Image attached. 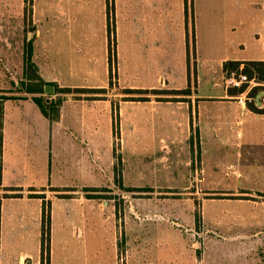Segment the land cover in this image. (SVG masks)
Returning a JSON list of instances; mask_svg holds the SVG:
<instances>
[{
    "label": "crops",
    "instance_id": "obj_1",
    "mask_svg": "<svg viewBox=\"0 0 264 264\" xmlns=\"http://www.w3.org/2000/svg\"><path fill=\"white\" fill-rule=\"evenodd\" d=\"M162 1L169 5L164 8L159 5ZM190 1L194 0H33L32 62L39 76L58 88L106 92H54L51 97H61V101L59 118L53 122L29 97L3 101L0 264H43V215L49 208L50 232L52 210L59 202H71L72 213L85 229L84 245L89 240L94 247L103 243L94 237L99 232L94 226V192L83 187L99 183L95 165L112 159L111 104L107 98L111 79L122 90L152 91L159 85L166 90H190L181 95H146V105L151 106L146 132L138 117L141 110L125 117L122 107L120 153L123 159L127 154L133 157L134 165H140L143 141L150 143L152 156L153 150L158 151L153 148L157 145L154 138L168 140L171 156L176 159L175 170L183 182L173 186L182 195L197 198L203 228L216 235L208 242L214 253L210 264H264L261 257L255 259L252 254L263 243L259 234L264 230V112L238 104L240 93L225 86L223 72V64L228 61H264V0H224L220 13L209 12L201 19L209 34L223 36L220 45L215 42L214 55L198 61L188 47L181 69L175 70L172 61L168 69L174 9L182 19ZM107 5L112 7L110 29L115 36L114 77L109 66ZM164 17L170 25H163ZM179 29L188 39L187 19ZM192 41L194 47L193 32ZM176 80H181V87ZM261 92L255 95L254 103L264 109L263 96L261 105H257ZM91 97L101 99L88 100ZM173 99L179 104L174 105ZM149 131L155 137L142 140V132ZM127 136L133 142L128 152ZM140 186L133 183V187ZM5 222L12 229L7 244L32 243L33 252L4 253L1 234ZM19 228L26 236L18 234ZM90 228L93 231L89 236ZM108 253L116 259L115 254Z\"/></svg>",
    "mask_w": 264,
    "mask_h": 264
},
{
    "label": "rangeland",
    "instance_id": "obj_2",
    "mask_svg": "<svg viewBox=\"0 0 264 264\" xmlns=\"http://www.w3.org/2000/svg\"><path fill=\"white\" fill-rule=\"evenodd\" d=\"M191 2L188 13L183 14L182 19L179 18L178 9H174L172 55L166 58L169 61L168 69L170 61L174 63L175 70L181 69L182 64L186 63L184 55L188 47L191 56L196 55L199 61V58L204 60L212 57L215 42L219 41V45L222 42L223 36L215 35L214 37L209 34L207 24L201 19L209 12L220 13L218 11L222 10L224 0ZM32 4L33 0H26V2L0 0V99L1 96H25L23 93L9 91H13L15 84L23 80L24 49L27 41L32 38L31 30L34 28L32 14L30 16L28 12ZM160 4L165 8L169 2L162 1L159 2ZM177 4L175 1V6ZM184 19L188 20L189 25L188 39L179 31ZM162 23L165 26L170 25V20L164 17ZM192 32L195 37L194 47ZM111 41L115 47V36L111 35ZM114 70L115 67L111 77L115 76ZM159 70L166 69L159 67ZM154 81L156 80H152ZM112 82L115 85L112 84L110 87L112 90L107 96L111 104L112 159L109 163L95 165V174L99 176V183L94 184V187H83L85 190L94 192L92 197L95 208L94 226L99 232L100 229L104 230L103 233L96 232L94 237L103 243H97L94 247L89 240V244L84 245L82 237H86L85 229L79 223L80 219L72 213L71 202L56 203L52 210L54 217L49 232V264H210L214 253L210 250L211 245L208 242L209 239H214L211 236L216 235L203 228L197 198L184 196L180 189L173 186L183 182L180 173L175 170L176 159L171 156L169 141H159L150 131L142 132V140H148L147 138L151 135L155 140L157 139V145L153 144V148H157L158 151L153 150L150 156V143L143 141L144 154L140 165H134L133 157H128L127 154L123 159L120 153L122 146L120 109L124 107L125 117L135 110H141L142 113L138 117L143 122L141 128L146 132L144 125L146 129L149 126L151 106L146 105L147 100L138 101L131 98H146V95L153 94L150 93L151 91L136 94L138 96L124 94V90L119 89L116 81L112 80ZM175 82L178 87L182 86L181 80ZM157 88L156 90H166L164 85H159ZM43 96L54 101L61 98L53 99L51 95L45 93ZM72 96L77 98L75 95ZM99 98L91 97L88 100ZM171 102L174 105L179 104L178 99H173ZM125 146L126 152L132 149L133 142L130 136L126 137ZM176 147L181 155V145L178 144ZM177 166L182 168L180 165ZM133 183L141 186L133 187ZM11 231L10 224L5 222L1 238L5 243L6 255L19 251L33 252L32 243L7 244L11 238ZM92 231L93 229L90 228L87 235L90 236ZM20 233L26 236L25 231L19 228L18 234ZM259 237H262L263 243L252 254L255 259L261 257L264 262V230ZM109 251L116 255V259L114 255L111 256L108 253ZM246 255L253 257L249 253Z\"/></svg>",
    "mask_w": 264,
    "mask_h": 264
},
{
    "label": "trees",
    "instance_id": "obj_3",
    "mask_svg": "<svg viewBox=\"0 0 264 264\" xmlns=\"http://www.w3.org/2000/svg\"><path fill=\"white\" fill-rule=\"evenodd\" d=\"M26 2V0H24ZM112 7L107 5V19L109 23L108 27V37H109V66H110V73L113 70L114 65V58H115V47L111 41V29H110V22L113 21L111 15ZM26 11V9H25ZM28 12L31 16L32 8L29 6ZM112 19V20H111ZM35 28H32L31 31H34ZM33 38L27 41L24 49V72H23V80H20L18 84H15L14 90L9 91L11 93H23L25 96H1L0 99V131H1V120L3 115V101L4 100H24L29 98L35 103V105L39 108L40 112L44 117H46L49 121L53 122L59 118V104L60 99L58 100H48L43 96L44 94V87L47 83L39 76L38 69L36 65L32 62V53H33ZM243 64L242 70H240V65ZM223 72L225 76H229L231 72L239 73L242 72L245 74L249 79H255L258 83L256 87H253L250 95L255 97V95L259 91H264V61H249V62H235V61H228L223 64ZM113 84L112 79L109 81V86L111 87ZM245 89L243 86L240 89H236L237 93H242ZM105 89H86V88H58L55 85V93H73L75 95L81 94H92V93H105ZM190 92V90H152L150 93L153 95H160V94H168V95H181ZM125 94H144L149 93L147 90H131L125 89ZM131 100H138V101H146V98H131ZM159 101H163L159 100ZM168 101V100H164ZM248 107L257 113L264 112V109H259L255 103H248ZM1 132H0V152H1ZM0 178H1V165H0ZM151 191V190H148ZM49 228H50V214L49 210L46 209L43 215L42 221V244H41V253H42V263L48 264V248H49ZM46 253V254H45Z\"/></svg>",
    "mask_w": 264,
    "mask_h": 264
},
{
    "label": "built area",
    "instance_id": "obj_4",
    "mask_svg": "<svg viewBox=\"0 0 264 264\" xmlns=\"http://www.w3.org/2000/svg\"><path fill=\"white\" fill-rule=\"evenodd\" d=\"M224 84L227 88H236L240 89L245 86V89L238 97H236V101L240 105H247L248 103L255 102L253 96L250 95V92L253 87L258 85L255 79H249L245 74L242 72L235 73L231 72L229 76H227L224 80ZM264 100V96H263Z\"/></svg>",
    "mask_w": 264,
    "mask_h": 264
},
{
    "label": "water",
    "instance_id": "obj_5",
    "mask_svg": "<svg viewBox=\"0 0 264 264\" xmlns=\"http://www.w3.org/2000/svg\"><path fill=\"white\" fill-rule=\"evenodd\" d=\"M55 92V87L53 84H47L45 87H44V93L47 94V95H52L53 93ZM264 96V91H262L258 97H257V105L260 106L261 105V100L260 98Z\"/></svg>",
    "mask_w": 264,
    "mask_h": 264
}]
</instances>
